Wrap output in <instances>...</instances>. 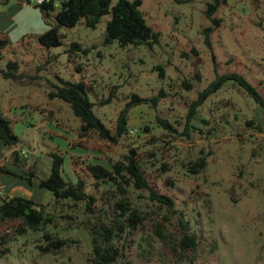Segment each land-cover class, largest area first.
Masks as SVG:
<instances>
[{
  "label": "rangeland",
  "instance_id": "374dc122",
  "mask_svg": "<svg viewBox=\"0 0 264 264\" xmlns=\"http://www.w3.org/2000/svg\"><path fill=\"white\" fill-rule=\"evenodd\" d=\"M207 1L141 0L147 23L159 32L150 45L105 44L107 13L95 27L83 17L59 25L60 43L44 46L37 36L47 24L34 1L0 0V38L8 40L0 48V115L19 138L2 150L5 160L44 177L57 152L61 175L79 176L96 198L90 211L83 200L37 194L50 221L31 229L20 218L0 220L6 239L0 264H264V110L228 80L188 113L225 72L243 74L264 97V0H226L213 13L219 25L204 13ZM68 80L86 83L109 135L81 129L68 102L51 94ZM132 93L142 99L133 101ZM122 114L127 129L118 131ZM130 148L149 183L173 198L171 207L145 189L104 191L95 184L86 164L113 163ZM198 157L205 164L192 173L186 164ZM119 200L128 203L124 213ZM45 231L64 243L47 245ZM92 235L112 246L113 259L94 253Z\"/></svg>",
  "mask_w": 264,
  "mask_h": 264
},
{
  "label": "trees",
  "instance_id": "16d2710c",
  "mask_svg": "<svg viewBox=\"0 0 264 264\" xmlns=\"http://www.w3.org/2000/svg\"><path fill=\"white\" fill-rule=\"evenodd\" d=\"M6 1V0H3ZM30 3L31 0H22ZM226 0H208L204 13L215 25H219L220 18L213 15L220 4ZM112 0H42L41 2H34V6L38 8L41 16L47 27L37 38L44 46L58 45L60 43L59 25L73 26L81 17L86 26L95 27L103 14L109 13L110 16L105 23V32L103 42L105 44L116 40L120 46L127 44H152L159 39V32L147 23L142 11L139 8L141 0H116L113 4ZM21 1H18L17 6L20 7ZM54 11V12H53ZM51 15L54 16L55 23L51 22ZM211 29L210 26L204 28ZM7 38H0V48L7 43ZM77 42H72L71 46H77ZM9 66H16L15 61H9ZM160 74H162V67ZM7 74L8 72H3ZM233 81L241 86L244 91L250 95L254 101L264 110V97L258 92L243 74L231 71L217 75L204 87L193 100L189 114L195 111L196 107L207 97L210 93L219 88L224 81ZM184 83L189 86V82ZM52 95L62 98L70 105L74 115L80 119V128L97 129L101 134L109 135L108 128L105 127L101 118L93 110L94 101L90 98L88 86L83 80L65 81L64 85L58 86ZM133 101L141 100L136 93L131 94ZM153 101L155 98H151ZM161 124L173 129V126L165 118L157 117ZM118 131L126 130V120L123 114L119 118L117 124ZM147 129V126L144 127ZM110 137H112L110 135ZM19 138L11 129V121L9 118L0 115V142L3 146H11L18 142ZM124 155L123 159H117L113 163L89 162L87 163L88 170L97 179L95 184L101 185L104 191L107 190H127L125 185H131L136 189L147 190V195L150 199L157 203H162L171 207L174 203L173 198L158 191L144 176V170L140 164V159L134 148H130ZM52 161L50 172L47 176L39 177L34 170H22L15 165L0 166L5 172H9L12 176L7 180L4 177L0 178V186L9 191L13 189L15 184H20L21 188L26 190L27 196L13 194L9 196H0V220L20 218L21 223L31 229H39L40 226L50 221L47 216L38 206L39 195L44 191H49L54 200L72 199L83 200L86 208L93 210V204L96 200L95 196L85 190V181L79 176H75L74 180L69 177L65 178L61 175V165L63 156L57 152H51ZM205 161L203 157H198L195 160L188 162L187 168L192 173H197L204 166ZM167 164L163 162L161 168L167 170ZM0 168V169H1ZM124 186V187H123ZM15 189V188H14ZM39 194V195H37ZM117 207L120 213H124L129 206L128 203L119 200ZM132 221L138 217L136 210H132L127 214ZM108 234L110 229L104 227ZM43 235L47 238V245L57 246L64 243L60 238L50 236L48 232ZM188 245L194 243L193 234H184ZM0 242L5 245V232L0 233ZM91 242L93 251L100 256L104 261L113 259L112 246H103L97 242V238L92 235ZM4 249H7L5 246Z\"/></svg>",
  "mask_w": 264,
  "mask_h": 264
},
{
  "label": "crops",
  "instance_id": "0c3cea01",
  "mask_svg": "<svg viewBox=\"0 0 264 264\" xmlns=\"http://www.w3.org/2000/svg\"><path fill=\"white\" fill-rule=\"evenodd\" d=\"M25 2V1H24ZM8 146H3L2 144H1V142H0V166H4V167H6L7 168V165H8V161L6 162V158H5V156L3 155V152H2V150L4 149V148H7ZM6 162V163H5ZM1 168V167H0ZM12 175L9 173V172H5L2 168L0 169V178L1 177H4V178H6L7 180L11 177ZM3 187V186H2ZM15 188V189H14ZM3 190H4V192L2 193V194H0V196H5L6 194H8L9 196H11V195H13V194H18V195H23V196H27V191L26 190H24V189H22L21 188V186H20V184H15L14 185V187H13V189L12 188H10L9 189V191H7L6 192V190L4 189V187H3ZM20 193V194H19ZM0 201H1V199H0Z\"/></svg>",
  "mask_w": 264,
  "mask_h": 264
},
{
  "label": "built area",
  "instance_id": "2783aa9c",
  "mask_svg": "<svg viewBox=\"0 0 264 264\" xmlns=\"http://www.w3.org/2000/svg\"><path fill=\"white\" fill-rule=\"evenodd\" d=\"M32 1H34V2H41L42 0H32Z\"/></svg>",
  "mask_w": 264,
  "mask_h": 264
}]
</instances>
